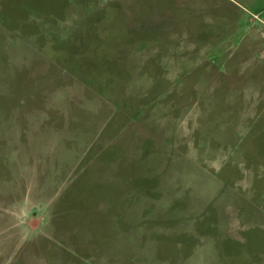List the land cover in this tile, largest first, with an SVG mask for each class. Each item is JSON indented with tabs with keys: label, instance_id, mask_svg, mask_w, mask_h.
<instances>
[{
	"label": "rangeland",
	"instance_id": "rangeland-1",
	"mask_svg": "<svg viewBox=\"0 0 264 264\" xmlns=\"http://www.w3.org/2000/svg\"><path fill=\"white\" fill-rule=\"evenodd\" d=\"M177 72L171 87L166 79ZM235 73L234 90L249 80L259 86L258 133L264 0H0V264L58 256L70 264H264V222L248 208L254 194L234 185L237 171L242 181L249 172L264 197V143L234 169L256 132L220 150L231 133L222 130L231 93H203L194 82ZM170 100L176 137L158 145L143 118L154 112L158 128L157 110ZM187 104L203 108V121L182 122ZM192 125L212 129L208 145L187 156L178 141ZM228 149L231 162L218 161ZM206 170L227 186L208 185L198 176ZM131 195L142 202L139 218Z\"/></svg>",
	"mask_w": 264,
	"mask_h": 264
},
{
	"label": "crops",
	"instance_id": "crops-1",
	"mask_svg": "<svg viewBox=\"0 0 264 264\" xmlns=\"http://www.w3.org/2000/svg\"><path fill=\"white\" fill-rule=\"evenodd\" d=\"M196 49H203V46H195ZM200 61V60H198ZM218 61V60H217ZM218 64V63H217ZM192 68V67H190ZM189 68V71H190ZM141 69V67H140ZM215 69V68H214ZM184 74V72H177L175 74H173L171 77H167L166 81H169L171 85V87L173 86V81L176 80L177 77H182V75ZM203 74V73H202ZM236 75V76H234ZM234 75H230V77L227 78H221V77H216L217 75H214V77L212 79H207V80H203L200 79L194 82H200L203 83V93L204 90L207 91H211L212 93L216 94L217 92H222V96L226 95V93L230 92L231 94H228L226 96L227 101L229 102L228 106L230 107L229 109H232V113H230L227 117V123H223L224 126H222V130H226L223 132H231L227 137L225 138H220L218 141V146H220L223 149L220 150H225L226 147L231 148L232 146H235L239 140H240V133H243L244 136L250 137L253 133L256 132L257 128L255 127L257 124V92H260V90H257V88L259 87L257 85V81H253V80H249L246 83H243L242 87L238 88V90H234L237 88V85H235L238 81H240L241 76L238 73H235ZM204 78V76H202ZM253 77V76H252ZM178 78V79H179ZM247 78V76L245 77V79ZM244 80V79H243ZM152 81H150V85ZM200 83H199V87H200ZM194 85V83H193ZM170 87V88H171ZM193 88V86H192ZM233 88V89H232ZM232 89V90H231ZM229 90V91H228ZM237 91H240V93H242L241 95L239 94H235ZM238 96L240 97V101L238 100ZM258 97H260V95H258ZM193 101V99H192ZM169 104H164L159 106L158 111V116H159V120L157 121L160 122L162 121L161 125L158 128H155L152 126V120L155 117V114H153L154 112L147 114L144 118H143V122L147 123L149 127H152V132H153V138L157 139L158 145H170L172 143V137H174L176 135V128L179 124V119L178 117H176L175 114V106L173 104V102L170 100L168 101ZM240 107H239V106ZM188 106V104H187ZM238 107V108H237ZM177 108V107H176ZM183 108V107H182ZM203 109V108H202ZM202 109L199 108V106L194 105V107L192 105L188 106V108L186 110H184V108L182 109V122H188L191 119H194V121L197 120V123L203 121L202 116L203 114H201ZM180 114V115H181ZM142 115V114H141ZM175 117H174V116ZM179 115V116H180ZM232 121V122H231ZM187 130H185V134H183L181 136V138L179 139L178 143L179 145L181 144V146H183V148L185 149V152L188 156V154L194 156V152H197L198 148L200 147V151L203 147H206L207 144V139H205L208 136V129H212V127H208V129L205 126H200L199 128H195L193 125L190 127H186ZM259 132H256L255 137L252 139H254L253 141H257L256 144L251 145V147H246L245 151H241V153H238V161L232 163V167L234 169L237 170V165H244L247 163L252 162L251 160L255 158V156H253V152L250 150L248 151V148H257L258 146H260L261 144L264 143V141H258L257 138L258 137H262L264 136V125L262 126L261 129H258ZM194 132L196 137H195V142H193L191 139L194 137ZM176 137V136H175ZM185 140V143L182 142V140ZM189 142H191V146L187 145ZM213 151L212 153L209 152V154L207 155L208 159L210 158V156L214 155ZM219 152V151H218ZM229 152L226 150L225 155H223V153L220 151L219 153H215V157L218 159V161L220 162H224L226 164V162H231V160H229V156L233 153L231 150V153L229 155H227ZM259 154V153H258ZM261 155V154H260ZM156 156H158L159 158H161L164 162L165 158H162L158 151ZM164 156H172L173 158L175 156H173V152L171 151H167L165 152ZM184 157V161L191 164V161L189 160L188 157L186 156H179V159L182 160V158ZM227 157V158H226ZM208 159H206L205 161H208ZM194 165V164H193ZM223 166V165H222ZM207 171V170H206ZM208 172V171H207ZM220 173V171H218ZM236 172V171H235ZM201 173H205L206 175V180H208V185H210V182L218 184L216 181L211 180V179H216V176H214L213 174H210L209 172H198V176ZM241 171H237L234 176L236 178V182H235V186L238 185L239 187H241L242 185V191L245 192L247 189L248 191L250 190V192H246L249 194V196L253 195V198L250 202V205H248L251 208H249L251 211H258V217L261 221L264 222V213L260 214L261 212L264 211V197H262L261 192L256 191V184L252 181V179H256L257 178L255 176H253V174H250L249 172H243L246 173L248 175V177L250 178V180L248 178L243 179V181L241 180V178H244L243 176H241ZM221 179V178H220ZM220 184H218L219 186L221 185V187H226V183L219 181ZM203 180L201 181V183L199 184V189H202L204 186L202 185ZM234 186V187H235ZM264 187V186H263ZM162 188V184L160 186H158V189ZM210 189V188H209ZM235 194H238L239 197H241V193L237 192L236 189L233 190ZM256 192V193H255ZM159 193V192H158ZM257 194V195H256ZM257 196H261V198H259L260 201L262 202H257L258 198ZM251 200V199H250ZM253 202L257 203L254 204ZM128 205L131 207L130 209L132 210H136V214L139 218V209L141 208L142 202L140 201V198L134 195H131V197L128 199ZM246 207L244 208H240L242 210H244ZM129 209V208H128ZM261 211V212H260ZM30 223V222H29ZM37 238H28V241H26L28 243V245L32 242L36 243ZM43 239V238H41ZM46 239V241H49L51 243H55V244H59L63 242H68V241H64V240H57L55 238L50 239V238H44ZM48 242V243H49ZM73 243V242H72ZM34 246V245H33ZM19 248V247H18ZM70 248V247H69ZM36 247H33V252L35 251ZM72 249V247H71ZM69 249V253H74V250ZM17 249H14V251L10 252V255L8 256V258L13 257V255L15 254ZM51 250V248H47V254H49V251ZM134 252V251H133ZM138 252V251H137ZM37 253V252H35ZM38 254V253H37ZM106 254V253H105ZM72 255V254H70ZM107 256V255H106ZM56 260V261H55ZM55 261V262H54ZM54 261H50V264H70L71 261L67 258H63L62 256H58L56 257V259H54Z\"/></svg>",
	"mask_w": 264,
	"mask_h": 264
}]
</instances>
